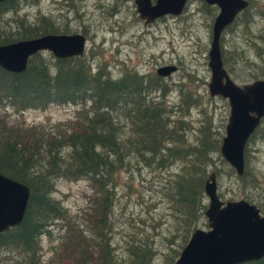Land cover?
Wrapping results in <instances>:
<instances>
[{
    "label": "trees",
    "instance_id": "1",
    "mask_svg": "<svg viewBox=\"0 0 264 264\" xmlns=\"http://www.w3.org/2000/svg\"><path fill=\"white\" fill-rule=\"evenodd\" d=\"M21 2L38 5L40 0L0 2V44L67 32V25H57L52 16L28 22L18 15ZM253 7L264 17V4L249 0L237 18L246 30L254 18ZM9 13L15 16L5 20ZM10 23H16L15 29ZM258 39L264 41V33ZM256 49L260 57L261 50ZM92 59L86 53L58 59L38 52L23 72L0 67V172L30 189L21 223L0 233V264H119L109 233L113 232L110 213L118 174L127 169L124 151L133 152L137 164L151 168H165L181 159L165 191L172 207L171 243L177 238L183 247L198 224L204 223V183L214 165L213 155L220 150V136H214L210 123L198 128L194 141L180 133L183 125L191 128V124L182 116L171 118L172 108L161 99L168 86L155 73L140 72L149 78L147 85L131 67L125 66L119 77L112 78L106 64L94 66ZM222 60L228 68L224 49ZM155 92H160L159 99ZM193 101L197 102L190 91L182 93L184 117ZM54 104L77 106L74 117L32 127L9 120L11 113L45 110ZM60 178L87 181L90 192L76 213L54 197ZM43 236L48 242L45 251ZM175 253L179 255L178 250ZM240 264H264V257Z\"/></svg>",
    "mask_w": 264,
    "mask_h": 264
},
{
    "label": "rangeland",
    "instance_id": "2",
    "mask_svg": "<svg viewBox=\"0 0 264 264\" xmlns=\"http://www.w3.org/2000/svg\"><path fill=\"white\" fill-rule=\"evenodd\" d=\"M203 3L202 0H188L180 15L167 14L147 23L139 17L133 0H40L38 5L21 2L18 15L25 16L28 22L52 16L57 25H67V32L63 33L86 35V54H92L94 66L106 64L112 78L119 77L117 74L125 66L134 68L140 76V72L155 73L168 86L169 90L161 99L172 108L171 118L182 116L185 122L191 124V128L183 125L180 133L187 134L189 140L194 141L198 128L210 123L214 136H220L222 140L230 106L227 99L211 96L208 90L211 77L208 51L218 8ZM255 3L260 6L264 0H255ZM252 9L254 18L249 29L246 30L242 20L237 19L223 31L220 39L229 66L225 68L228 72L231 70L229 74L238 85L264 78V41L258 39L264 33V17L255 13V7ZM14 16L9 13L4 17L5 20H12ZM9 27L15 29L16 23H10ZM257 47L261 50L260 57ZM171 64L176 65V71L171 76L157 73L158 68ZM143 79L144 85H147L149 78ZM155 82L160 83L158 80ZM188 91L197 102H191L184 117L180 104L182 93ZM153 94L158 98L160 92ZM76 110L75 105L54 104L45 110L28 109L23 114L11 113L9 120L32 127L39 123L52 124L72 119ZM123 154L127 169L118 174L119 184L110 213L113 232L109 233L118 263L175 264L178 257L175 251L180 253L182 241L176 238L171 243L169 240L173 219L165 191L169 186L167 179L178 171L181 165L178 160L181 159L159 169L137 164L133 152L124 151ZM244 158L245 174L242 177L237 175L219 150L213 155L214 165L209 167V175L216 172L217 192L222 200L246 199L264 212V122L248 139ZM55 183L54 197L62 200L69 212L76 213L84 206L85 194L90 192L87 181L60 178ZM206 202L208 204V200ZM203 222L198 227L207 229L205 217ZM56 232L57 229H54V234ZM43 237L41 244L45 251L48 242L46 236ZM47 257L45 253L44 259Z\"/></svg>",
    "mask_w": 264,
    "mask_h": 264
},
{
    "label": "water",
    "instance_id": "3",
    "mask_svg": "<svg viewBox=\"0 0 264 264\" xmlns=\"http://www.w3.org/2000/svg\"><path fill=\"white\" fill-rule=\"evenodd\" d=\"M5 1V0H0ZM188 0H134L140 17L151 22L161 16L179 15ZM215 5L218 12L212 25L208 51L211 71L208 90L211 96L228 100L230 113L222 138L223 158L242 176L244 148L264 116V79L238 85L224 68L220 38L225 28L249 6L248 0H202ZM87 38L77 34H43L0 44V67L14 73L26 70L29 58L49 51L56 58L82 56ZM176 71L171 64L157 69L162 76ZM29 188L0 173V233L21 223L29 199ZM208 204L204 211L208 229L196 228L181 249L175 264H240L264 257V214L246 199L223 201L217 192L216 175L210 173L204 183Z\"/></svg>",
    "mask_w": 264,
    "mask_h": 264
},
{
    "label": "bare ground",
    "instance_id": "4",
    "mask_svg": "<svg viewBox=\"0 0 264 264\" xmlns=\"http://www.w3.org/2000/svg\"><path fill=\"white\" fill-rule=\"evenodd\" d=\"M5 1H8V0H5ZM249 1V0H248ZM2 2H4V1H2ZM242 12H240L238 15H237V17L241 14ZM63 17V16H62ZM52 34V33H51ZM53 34H66V33H53ZM75 34H77V33H75ZM79 34V33H78ZM84 35V34H83ZM221 39V38H220ZM220 46H221V44H220ZM221 55H222V49H221ZM223 61V60H222ZM224 65V64H223ZM224 68H225V66H224ZM226 69V68H225ZM228 72V71H227ZM228 74H229V72H228ZM230 75V74H229ZM162 76V75H161ZM36 110H42V109H36ZM255 132H253L252 133V135L254 134ZM251 135V136H252ZM250 136V137H251ZM244 172H245V168H244ZM1 173V172H0ZM214 173H215V175H216V172L214 171ZM4 175V174H3ZM243 175H244V173H243ZM242 175V176H243ZM6 176V175H5ZM7 177H9V176H7ZM11 178V177H10ZM13 179V178H12ZM14 180H16V179H14ZM16 181H18V180H16ZM18 182H20V181H18ZM21 183H23V182H21ZM24 184V183H23ZM26 185V184H25ZM27 186V185H26ZM28 187V186H27ZM172 187V186H171ZM29 188V187H28ZM29 191H30V189H29ZM221 199V198H220ZM222 200V199H221ZM224 201V200H223ZM18 226V225H17ZM15 227V226H14ZM131 251V250H130Z\"/></svg>",
    "mask_w": 264,
    "mask_h": 264
},
{
    "label": "flooded vegetation",
    "instance_id": "5",
    "mask_svg": "<svg viewBox=\"0 0 264 264\" xmlns=\"http://www.w3.org/2000/svg\"><path fill=\"white\" fill-rule=\"evenodd\" d=\"M262 79H264V78H262ZM263 122H264V116L260 119L259 125L257 126V128L255 129L254 132L258 131L259 128H261V125H262ZM260 211H261V209H260ZM261 212L264 213L263 211H261Z\"/></svg>",
    "mask_w": 264,
    "mask_h": 264
}]
</instances>
